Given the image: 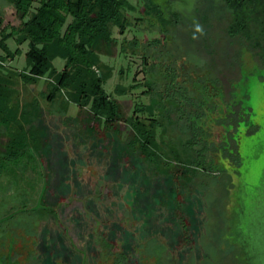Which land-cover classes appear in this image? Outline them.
<instances>
[{
  "label": "flooded vegetation",
  "instance_id": "1",
  "mask_svg": "<svg viewBox=\"0 0 264 264\" xmlns=\"http://www.w3.org/2000/svg\"><path fill=\"white\" fill-rule=\"evenodd\" d=\"M178 15L180 18L173 22H180L182 16ZM160 25L156 30L159 35L146 40L147 48L143 47L144 50L139 47L135 52L131 49L128 54L119 50L120 55L140 61L132 83L128 86L118 84L115 88L121 97L135 96L128 117L123 116L119 100L104 87L110 78L103 87L109 94V101L118 103L121 114V119L112 128L89 122L92 118L89 109L81 111L73 103L67 115L61 117L75 119L79 113L86 111V130L89 134L95 133L94 125L97 124L105 132L118 135L119 124L125 122L131 132L126 147L140 155L145 168L158 176L182 178L199 194L201 199L197 203L202 212V230H196L195 226L191 231L185 220H181L179 232L169 238L164 234H151L133 218L132 208L126 207L125 228L120 222L115 224V228H109L105 220L97 219L87 236L84 234L88 232V225L82 228L85 233L78 231L74 234L79 218L72 227L62 218L60 203L53 204L49 200L48 187L53 182L42 161L46 142L40 118L42 114L52 118L60 115L53 114L50 106L43 105L34 123V129L39 133V149L32 146L17 159H10L4 155L8 133L0 137V264H217L219 254H240L239 245H231L225 238L229 223L233 221L231 216L230 220L227 219V208L231 191L235 188V178L242 175V126L246 127L245 135H252L258 130V125L252 121V108L247 104L249 95L242 93L240 83L243 71L250 67L255 68L264 82V61L250 55L239 45L228 46L222 35L215 34L214 37L213 26L208 35L209 43L217 52L218 48L226 50L229 56L208 61L200 56L201 47L199 51L196 48L192 50L195 40L186 36L185 27ZM126 32L118 33V44L126 38ZM155 40L160 43H155ZM143 55L147 64L143 63ZM54 67L58 71L63 69ZM96 71L102 78V72ZM126 71H131L130 64ZM119 73L122 76L124 69ZM139 84L144 85L129 93L117 90L118 87ZM137 105H146L144 115L136 111ZM142 116L147 119L152 139L163 145L165 151L157 153L160 159L156 161L153 156H145L131 145L135 131L127 119H133L136 124V118ZM158 119L163 120L162 124L156 122ZM91 124L93 126H89ZM4 137L7 138L5 142ZM32 162L39 167L41 180L40 187L34 190L37 191L35 194L20 184L25 166ZM20 165L22 168L19 170ZM4 181L7 182L3 184ZM134 195V198L138 197V193ZM180 207V202L174 200L172 208ZM82 211L89 215L85 209ZM85 219L86 222L89 220L88 217ZM194 219L196 225L197 219ZM218 241H222L220 249ZM224 261L227 264H247L245 260L241 263L228 257Z\"/></svg>",
  "mask_w": 264,
  "mask_h": 264
},
{
  "label": "rangeland",
  "instance_id": "2",
  "mask_svg": "<svg viewBox=\"0 0 264 264\" xmlns=\"http://www.w3.org/2000/svg\"><path fill=\"white\" fill-rule=\"evenodd\" d=\"M128 1L136 10L126 11L132 26L127 29L125 37L127 40L136 37L145 45L146 40H152L159 35L156 30H159L161 25L157 18L143 14V0ZM153 3L162 9L167 18L172 14H180L184 23H180L179 27L180 29L185 27L184 32L187 37H193L196 22L203 26L204 34L197 33L196 35H199L198 39H195V47L192 45L193 51H195L194 48L199 51L198 48L201 47L202 58L211 61L215 57H225V52L220 48L217 52L208 38L212 26L213 36L224 33V25L217 18L220 12L219 0H153ZM4 5H6L4 1L0 0V6ZM4 18L5 24L19 22L10 7L4 9ZM115 35L118 36V29L115 30ZM197 40L199 44L201 42L200 46ZM9 43L13 49L18 47L14 41ZM22 47L23 52L28 50L26 43ZM119 50L120 44L100 49L103 62L114 68L113 75L104 87L119 100L123 116L128 117L131 114L135 96L121 97L115 88L118 84L128 86L132 83L134 71L140 68V61L120 55ZM129 64L131 71L127 73ZM25 65L24 55L6 63L7 68L16 71H22ZM54 65L62 69L64 60L58 58L54 61ZM121 69L125 71L122 76L119 73ZM262 74L264 75V70ZM46 83L45 78L32 85H24L20 82L18 88L22 94L35 96L45 105L41 93L46 91ZM240 87L242 93L247 92L249 95L247 104L252 108V121L258 125V130L252 135H245L246 127L242 126L244 133L241 140L240 171L244 184L241 197L245 210L239 225L243 236L259 248L260 264H264V82L259 78L255 68L250 67L243 71ZM73 107L77 110L76 106L73 105ZM87 117L88 114L84 111L75 119L71 117L64 119L61 116L52 118L48 114H42L40 118L41 123L44 124L43 140L46 142L42 161L48 171L49 179L53 182L48 187L49 200L53 201V204L60 203L61 216L71 226L73 223L76 224V219L79 218L74 234L78 231L85 233L84 229L88 225V232L84 234L87 236L97 219L105 220L109 228H115L117 222L125 228L126 224L123 220H125L126 207L132 208L133 218L138 221L139 226L143 227L142 229L151 234H164L169 238L173 233L179 232L181 220H185L191 231L195 226L196 230H202V212L197 203L201 197L192 186L186 185L182 178L158 176L145 168L140 155L126 147L131 132L125 122L119 124L118 135L105 132L97 124L94 125L95 133L89 134L86 130ZM5 137L3 142L7 140ZM18 168L20 170L22 166ZM6 182L4 181L3 184ZM20 184L33 194L37 192L34 190L40 187L39 167L33 162L25 166ZM183 185H186V188H183ZM240 186L241 179L235 178V188L231 191L228 208L237 205L239 200L237 192ZM137 193L138 197L134 198V194ZM174 200L180 202V208H172ZM82 207L89 212V215L82 211ZM234 214V211L228 209L227 219L230 220ZM86 217L89 218L87 222ZM194 217L197 219L196 225L193 223ZM229 224L225 235L227 243L238 245L232 222ZM191 237L193 238V235Z\"/></svg>",
  "mask_w": 264,
  "mask_h": 264
},
{
  "label": "trees",
  "instance_id": "3",
  "mask_svg": "<svg viewBox=\"0 0 264 264\" xmlns=\"http://www.w3.org/2000/svg\"><path fill=\"white\" fill-rule=\"evenodd\" d=\"M3 1L6 5L0 6V137L6 132L9 136L4 155L17 159L32 146L40 148L39 133L34 129V123L39 118L43 102L35 96L22 94L18 88L20 82L32 85L45 78L47 87L41 96L53 114L65 117L73 103L81 111L89 109L92 115L89 122L112 128L121 119V114L118 103L109 101V94L103 87L113 75L114 68L102 61L100 49L118 44L115 30L118 29L119 34L127 31L132 22L126 11H135L136 8L128 0ZM143 2V14L157 18L160 24L180 26L184 23L182 19L179 23L173 22L179 16L177 13L168 18L164 16L153 0ZM219 5V17H215L224 25L222 40L231 47L239 45L250 55L264 61V0H219ZM6 7L12 8L18 17V24H5ZM191 40L195 39L191 37ZM11 41L18 46L16 49L10 46ZM25 43L28 50L23 52L22 45ZM155 43L160 42L155 40ZM146 45L135 38H125L120 50L128 54L131 49L135 52L136 48H147ZM223 52L225 57L229 56L226 50ZM22 55L26 62L22 71L6 67L7 61H14ZM58 58L64 60L60 71L53 64ZM143 63L147 64L144 55ZM96 69L102 72V78H99ZM143 85L118 87L117 90L129 93ZM136 107L138 113H146V105ZM158 120L156 122L162 124L163 120ZM127 121L135 131L131 145L145 156H153L155 161L160 159L157 153L165 151L163 145L152 139L147 119L138 117L136 124L133 119L128 118ZM217 228L220 230L219 226ZM221 244L222 241H218L219 249ZM227 257L244 263L240 249L239 255L219 254L217 264H227L224 261Z\"/></svg>",
  "mask_w": 264,
  "mask_h": 264
},
{
  "label": "water",
  "instance_id": "4",
  "mask_svg": "<svg viewBox=\"0 0 264 264\" xmlns=\"http://www.w3.org/2000/svg\"><path fill=\"white\" fill-rule=\"evenodd\" d=\"M99 76H101V74L99 73ZM238 179H241V186L239 191L237 192V196L239 200H237V205H234L231 208H227L230 211H234L235 214L232 216L233 217V221L232 225L234 228V232L236 234V239L238 240V245L241 249V257L243 260H245V262L247 264H260L261 263V253L258 247H256L255 243L250 241L248 238H245L243 236V231L240 228V219L242 217V215L244 214V210H245V205H244V201L241 197V193L243 192V187L244 184L242 182V175L237 177Z\"/></svg>",
  "mask_w": 264,
  "mask_h": 264
},
{
  "label": "clouds",
  "instance_id": "5",
  "mask_svg": "<svg viewBox=\"0 0 264 264\" xmlns=\"http://www.w3.org/2000/svg\"><path fill=\"white\" fill-rule=\"evenodd\" d=\"M197 33H199L200 35L204 34L203 26L198 22L194 24V33L192 37L193 39H198V36L196 35Z\"/></svg>",
  "mask_w": 264,
  "mask_h": 264
}]
</instances>
